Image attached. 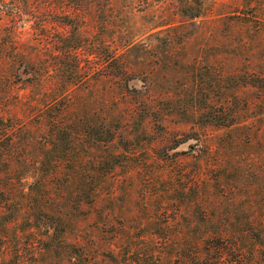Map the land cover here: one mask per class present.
<instances>
[{
	"label": "rangeland",
	"instance_id": "374dc122",
	"mask_svg": "<svg viewBox=\"0 0 264 264\" xmlns=\"http://www.w3.org/2000/svg\"><path fill=\"white\" fill-rule=\"evenodd\" d=\"M0 264H264V0H0Z\"/></svg>",
	"mask_w": 264,
	"mask_h": 264
}]
</instances>
